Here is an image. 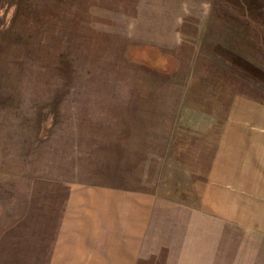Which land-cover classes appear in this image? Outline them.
<instances>
[{
  "label": "rangeland",
  "instance_id": "374dc122",
  "mask_svg": "<svg viewBox=\"0 0 264 264\" xmlns=\"http://www.w3.org/2000/svg\"><path fill=\"white\" fill-rule=\"evenodd\" d=\"M213 250L264 264V0H0V264Z\"/></svg>",
  "mask_w": 264,
  "mask_h": 264
},
{
  "label": "crops",
  "instance_id": "0c3cea01",
  "mask_svg": "<svg viewBox=\"0 0 264 264\" xmlns=\"http://www.w3.org/2000/svg\"><path fill=\"white\" fill-rule=\"evenodd\" d=\"M201 227L202 226H199L198 229H201ZM201 232L207 233V232H210V230H209L208 227H204V230H202ZM217 252H215V250H213L210 253V255H208V256H200L199 258L195 259V261H197V264H218L219 263V259L217 257ZM201 253H205V251H202ZM191 264H196V263L193 261Z\"/></svg>",
  "mask_w": 264,
  "mask_h": 264
}]
</instances>
